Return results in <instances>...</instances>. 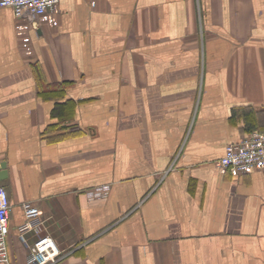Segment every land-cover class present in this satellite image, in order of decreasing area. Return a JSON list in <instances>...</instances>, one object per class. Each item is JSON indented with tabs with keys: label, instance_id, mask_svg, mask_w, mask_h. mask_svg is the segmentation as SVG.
<instances>
[{
	"label": "crops",
	"instance_id": "0c3cea01",
	"mask_svg": "<svg viewBox=\"0 0 264 264\" xmlns=\"http://www.w3.org/2000/svg\"><path fill=\"white\" fill-rule=\"evenodd\" d=\"M257 128L264 0L0 7V264H28L25 201L54 264H264V170L218 164Z\"/></svg>",
	"mask_w": 264,
	"mask_h": 264
},
{
	"label": "built area",
	"instance_id": "2783aa9c",
	"mask_svg": "<svg viewBox=\"0 0 264 264\" xmlns=\"http://www.w3.org/2000/svg\"><path fill=\"white\" fill-rule=\"evenodd\" d=\"M60 0H0V7L12 8L18 17L29 16L34 19L55 7ZM220 167L234 174L253 170H264V130L254 129L241 140L229 143L225 154L219 159ZM105 188L99 187L100 194ZM26 221L20 227V235L28 245V264H54L64 255L54 237L42 232L41 215L43 211L31 201L22 203ZM12 203L6 187L0 182V262L8 257V234ZM35 229L36 238L31 242L28 232Z\"/></svg>",
	"mask_w": 264,
	"mask_h": 264
},
{
	"label": "water",
	"instance_id": "95a60500",
	"mask_svg": "<svg viewBox=\"0 0 264 264\" xmlns=\"http://www.w3.org/2000/svg\"><path fill=\"white\" fill-rule=\"evenodd\" d=\"M7 171L5 170V163H0V178L6 175Z\"/></svg>",
	"mask_w": 264,
	"mask_h": 264
}]
</instances>
